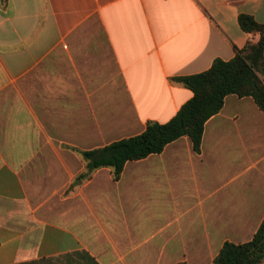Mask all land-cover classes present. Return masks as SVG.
<instances>
[{
    "label": "crops",
    "instance_id": "0c3cea01",
    "mask_svg": "<svg viewBox=\"0 0 264 264\" xmlns=\"http://www.w3.org/2000/svg\"><path fill=\"white\" fill-rule=\"evenodd\" d=\"M264 0H0V264H213L264 222V111L226 97L185 136L80 179L79 152L172 120L174 79L257 42ZM264 78V76H263ZM264 264V261L261 263Z\"/></svg>",
    "mask_w": 264,
    "mask_h": 264
},
{
    "label": "trees",
    "instance_id": "16d2710c",
    "mask_svg": "<svg viewBox=\"0 0 264 264\" xmlns=\"http://www.w3.org/2000/svg\"><path fill=\"white\" fill-rule=\"evenodd\" d=\"M239 25L243 32L260 35V39L248 42L243 49L236 48V55L230 61L216 59L203 73L175 78L194 94L177 115L165 124L150 122L138 136L79 152L86 165V171L79 178L89 179L97 170L109 168L117 181L128 162L162 153L167 145L185 136L199 152L206 123L220 113L230 95L252 97L264 111V23L242 14ZM263 261L264 222L251 242L226 243L213 264H261Z\"/></svg>",
    "mask_w": 264,
    "mask_h": 264
}]
</instances>
